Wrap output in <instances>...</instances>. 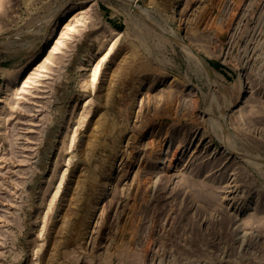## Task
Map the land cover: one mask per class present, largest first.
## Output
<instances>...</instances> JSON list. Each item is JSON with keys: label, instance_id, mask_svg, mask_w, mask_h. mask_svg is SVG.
<instances>
[{"label": "rangeland", "instance_id": "obj_1", "mask_svg": "<svg viewBox=\"0 0 264 264\" xmlns=\"http://www.w3.org/2000/svg\"><path fill=\"white\" fill-rule=\"evenodd\" d=\"M0 41V264H264V0H0Z\"/></svg>", "mask_w": 264, "mask_h": 264}, {"label": "bare ground", "instance_id": "obj_2", "mask_svg": "<svg viewBox=\"0 0 264 264\" xmlns=\"http://www.w3.org/2000/svg\"><path fill=\"white\" fill-rule=\"evenodd\" d=\"M135 10H136V9H135ZM59 11H60V10H59ZM61 13H62V15H65V14L67 13V11H65V12L61 11ZM163 32H164V31H163ZM167 34H168V33H167ZM165 35H166V34H165ZM172 37H173V36H172ZM4 39H5V38H4ZM168 39H169V38H168ZM171 39H172V38H171ZM7 40H8V39H7ZM7 40H6V41H7ZM173 40H174V39H173ZM4 41H5V40H4ZM4 41H3V42H4ZM171 41H172V40H171ZM175 41H176V40H175ZM0 42H1V41H0ZM7 42H8V41H7ZM1 43H2V42H1ZM8 43H9V42H8ZM179 44H180V47L183 45V44L181 45V43H179ZM3 45H7V44H3ZM10 46H11V44H9V47H10ZM1 47H2V46H1ZM6 47H7V46H6ZM3 48H4V47H3ZM46 48H47V46L43 47V50H46ZM9 49H10V48H9ZM185 49H187V48L185 47ZM2 50H3V49H2ZM109 50L111 51V48H109L108 51H109ZM181 50H182V49H181ZM187 50H189V49H187ZM5 51H6V50H5ZM108 51L106 52L107 54H108ZM110 51H109V52H110ZM6 52H7V51H6ZM10 52H11V51H10ZM184 52H185V51H184ZM184 52L182 51V53H184ZM106 53H104L105 55L103 54L104 56L101 55V56H102V57H100V58H101V59H100L101 61L98 59V60H99V63H100V62L103 63V60H104V57L106 56ZM185 53H186V52H185ZM189 53L191 54V51H189L188 54H189ZM188 54H187V56H189ZM184 55H185V54H184ZM192 55H194V54H192ZM192 55H191V56H192ZM191 56H190V58H191V61H192V60H193L192 57H194V56H192V57H191ZM195 59H196V57H195ZM105 60H106V59H105ZM199 60H200V59H199ZM193 61L195 62V60H193ZM99 63H98V64L96 63L97 65L94 66V67L92 68V70H90V71H91V72H90V73H91V75H90V76H91V80H90V81H92V82L96 79V77H97V75H98V73H99ZM196 63H197V65L199 64V62H197V61H196ZM200 63H201V62H200ZM27 65H28V64H27ZM195 65H196V64H195ZM201 65H202V64H201ZM87 66H89V64H85V65H84L85 70H87ZM199 66H200V65H199ZM202 68H203V67H202ZM27 69H28L27 66H25V67L23 68V70H27ZM88 70H89V69H88ZM16 76H17V75H15L14 79H12L13 81L16 79ZM90 81H89V82H90ZM94 83H96V82H94ZM94 83H93V84H94ZM93 84H92V85H93ZM92 85H91V86H92ZM212 123H213V122H212ZM221 135H222V134H221ZM222 136H223V135H222ZM224 138H225V137H224ZM220 141H221V140H220ZM228 141H229V140H228ZM230 141H231V140H230ZM224 142H225V141H224ZM231 143H232V142H231ZM223 144H224V143H223ZM225 144H226V143H225ZM225 149H226V148H225ZM229 149H230V148H229ZM260 160H261V159H260ZM60 184H61V182H60ZM59 186H60V185H58V187H59ZM58 189H59V188H58ZM55 192L57 193L58 191L56 190ZM56 193H54V196H56ZM54 196H53V197H54ZM52 199H54V198H52Z\"/></svg>", "mask_w": 264, "mask_h": 264}]
</instances>
